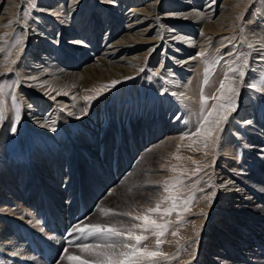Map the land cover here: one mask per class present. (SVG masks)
Wrapping results in <instances>:
<instances>
[{"label":"rangeland","instance_id":"1","mask_svg":"<svg viewBox=\"0 0 264 264\" xmlns=\"http://www.w3.org/2000/svg\"><path fill=\"white\" fill-rule=\"evenodd\" d=\"M50 1L53 2L21 0L16 16L7 10V16L0 18V64L9 70L0 73V102L5 107L0 106V168L13 161L30 163L34 151L44 149L48 144L58 147L62 136L69 140L72 150L71 142L75 144L76 149L70 155L79 170L80 183L74 185L69 180L63 189L66 191L69 186L75 192L73 207L84 211L79 221L81 226L74 232L98 246L92 264H184L192 258L195 250L200 249L199 234L204 229L209 231V242L213 240L217 249L221 247V238L229 244L240 239V227L244 222L226 227L223 232L227 233L225 237L217 233V228L209 227L208 222L219 192L215 170L220 155L233 159L234 173L239 174L237 176L245 186L261 191L250 185L251 180L260 177L264 182V152L258 155L255 151L256 147H261L260 139H263L264 131L256 132L252 125L256 121L264 123V66H261V63L264 64V16L258 9L259 1L251 4L247 0L244 6L237 8L232 29L214 38L209 53L199 60L196 74L190 78V82L182 85L180 91L175 87L181 82L177 81L171 68L155 70L160 58L154 64H146L138 72H123L121 75L110 71L103 77L87 81L82 87L84 99L80 102L74 97L61 98L69 105L71 113H66L62 108L63 121L51 132L43 133L30 123L26 115L25 93L41 92L42 98H54L56 101L60 92L59 88L55 91L49 89L53 84L51 82L46 88L42 79H27V74L32 73L27 59L35 48L30 42V38L35 36L29 35V31L41 33L45 39L51 37V47L59 54L64 43L62 40L56 41V38L58 35L63 38L69 30L59 23L66 20L62 17L66 16L67 1L59 4V11L54 6H48ZM98 1H86L83 5L84 19L90 18L94 2L93 7L101 5V8L109 11L105 1ZM5 2H0V16ZM244 7H248V10ZM239 23L242 35L250 37L246 45L252 46L253 61L257 60L256 65L254 63L250 70L247 69L246 99L241 103L238 100V76L244 72L248 62L243 42L237 33ZM56 25L61 27L60 32ZM162 49L159 53L163 52ZM248 104L252 105L254 116L244 113L248 110ZM162 117L168 123L179 122V125L187 128L169 136L163 134L162 139L169 137V140L145 170L142 164H146L149 158L144 157L141 151L147 144L150 132L148 124ZM226 122L228 126H225ZM221 129L224 132L218 140ZM94 132L102 134L104 145L109 142L112 146L110 153H99L95 149L97 153H90L87 157L80 154L78 144ZM230 137H235V142H231ZM140 164V173L133 175V169L137 170ZM114 177L115 183L109 190L117 186L124 189H116L114 193L117 197L112 202L103 203L104 194L99 193L101 187L95 182L102 186L103 180ZM89 187L92 189L89 190ZM97 197L99 203L95 206L93 198ZM258 205H264V198ZM47 209L50 214L57 212L48 206ZM96 212L100 213L102 219L107 215L109 219H93ZM126 214L135 220L130 227L124 224L126 218L123 215ZM105 226L119 229L108 231ZM119 230H123V233L118 234ZM126 239L130 240L129 254L122 253L121 241L125 242ZM110 253H116L110 255L112 259H109ZM223 258L222 264H234L228 256L224 255ZM8 260L14 263L18 257L13 262ZM74 261L76 264L80 258L76 257ZM253 261L255 263L252 264H264V254ZM91 263L85 259L79 264Z\"/></svg>","mask_w":264,"mask_h":264},{"label":"bare ground","instance_id":"2","mask_svg":"<svg viewBox=\"0 0 264 264\" xmlns=\"http://www.w3.org/2000/svg\"><path fill=\"white\" fill-rule=\"evenodd\" d=\"M62 1H67L66 16L62 17L66 20L59 23L65 28L68 27L69 30L63 38L59 35L56 38V41L61 42L62 40L64 43L61 53L58 54L52 49L53 40L51 37L45 39L42 38L41 33L29 31V35L35 36L30 38V42L35 48L27 59L28 65L32 69V73L27 74V79L32 77L42 79L46 88L51 82L53 84L49 89L55 91L56 88H59L60 92L56 101L54 98L53 100L42 98L41 92L37 94L25 93L26 115L30 123L43 133L51 132L57 124L63 121L64 111L71 113L69 105L67 106L65 101H61V98L74 97L80 102L83 98L82 87H85L87 81L91 78L103 77L110 71L121 73V75L123 72L126 74L131 71L138 72L146 64H152L160 58L155 70L158 72L161 69L171 68L177 81L181 82L175 87L177 91H180L182 85L190 82V78L196 74L201 62L199 60L209 53L214 38L221 33H228L232 29L237 8L244 6V2H247V0H99L100 3L101 1L106 2L105 5L108 6L109 11H105L101 5L93 7L94 2L90 9V18L84 19L83 5L87 0H53V2H49L48 6H54L58 10ZM257 1L260 3L258 9L264 16V0H250V3L254 4ZM20 3L21 0H6L0 18L7 16V10L16 16ZM248 7H244L246 11ZM240 25L239 23L236 26L237 33L241 38V43L243 42L248 62L244 66V72L238 76V100L241 103L246 99L245 82L249 75L247 69L250 70L254 63L256 65L257 60L253 61L252 46H247V40L249 41L250 37L245 36L248 38L246 39L242 35ZM56 26L55 28L60 32L61 27ZM161 48H163V52L159 53ZM260 61L258 60V62ZM261 66L264 64L261 63ZM5 70L0 64V73ZM0 106L5 109L2 102H0ZM246 107L248 110L244 113L254 116V112L251 110L252 105L248 104ZM62 108H64L63 112ZM47 118L48 121H46ZM227 124L226 122L225 126H228ZM252 125H254V131H264V123L261 121L252 122ZM148 127L150 132L147 136V144L144 145L141 154L144 157L147 156L149 161L143 165L139 159V163L141 162L145 170L150 167V162L157 156L158 150L163 148L169 140V137L162 139L161 136L165 133L169 136L171 133L187 128L183 124L179 125V122L168 123L163 117L149 123ZM222 130L219 131L218 140L222 137L224 132ZM101 136L102 134L94 132L92 136L82 139L78 144L80 154L87 157L88 154H95L97 151L110 153L112 146L109 142L108 145H104ZM62 137L64 139H59L58 147L48 144L44 149L34 151L30 163L13 161L0 168V261L10 262L8 259L13 260L18 257V260L15 261L16 264H75L74 258L77 257L80 258V261L76 264L85 259L91 263L95 255V248L98 246L92 245L87 238L77 236L74 232V230L78 231L81 226L79 221L82 219L84 211L73 210L75 192L69 186L68 190L63 189V186L66 188L69 180L74 185L80 183V173L78 172L79 175L77 173L79 170L70 155L76 148L75 144L71 142L72 150L69 140ZM230 138L231 142H235V137L234 140L232 137ZM260 140L261 147L258 146L255 149L258 155L264 152V137ZM65 146L68 147L63 149ZM141 164L137 170L133 169V175L140 173ZM216 166V184L219 192L212 210V218L208 222L210 223L209 227L211 225V227L217 228V233L225 237L227 233L223 232L226 227L237 226L236 224L242 221L245 223L240 227L242 228V237L232 244L222 241L224 239L221 238V247L217 249V246L213 245V240L212 243L209 242V231L204 229L199 234L200 249L195 250L192 258L184 264H222L221 261L225 259L224 255L234 261V264L255 263L253 260L264 254V205H258L261 198H264L262 191L264 182L260 177H256V180H251L250 184L259 190L262 189V192L245 186L237 176L239 174L234 173L235 165L231 158L227 159L220 155ZM93 173L95 176V169ZM115 180L116 177L105 179L102 186L95 182L97 186L101 187L99 193L104 194V197H101L103 203L112 202L113 198L117 197L114 193L116 189H124L117 186L112 191L109 190ZM89 188V190L92 189V187ZM82 189L85 190V187ZM93 199L96 206L99 203V198ZM88 200L90 201V199ZM47 206L57 212L48 213ZM123 216L126 218L124 224L128 227L132 226L134 218L129 214ZM97 217H100L99 212L92 216L93 219ZM103 218L101 219H109L108 215ZM107 227L105 226L110 231L119 229L118 227ZM120 233L122 234L123 230H119L118 234ZM121 244H123L122 253L129 254L131 251L128 246L130 240L126 239L125 242L122 240ZM45 251L49 254L48 258L45 257ZM113 254H109V259H112Z\"/></svg>","mask_w":264,"mask_h":264}]
</instances>
